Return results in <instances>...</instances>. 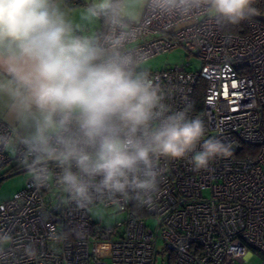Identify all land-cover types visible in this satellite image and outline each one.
Returning <instances> with one entry per match:
<instances>
[{
	"label": "built area",
	"instance_id": "1",
	"mask_svg": "<svg viewBox=\"0 0 264 264\" xmlns=\"http://www.w3.org/2000/svg\"><path fill=\"white\" fill-rule=\"evenodd\" d=\"M132 30L125 50L138 62L180 46L201 60L199 71L180 64L148 72L149 78L171 111L191 107L190 115L205 120L207 135L232 144V154L198 172L187 159L166 163L159 198L143 209L94 188L84 207L64 203L66 194L54 184L38 188L28 174L21 190L0 201V233L12 237L0 264H156L163 253L168 264H235L253 254L264 264V23L251 19L239 35L203 11L162 16L145 7ZM199 79L205 84L195 109ZM12 136L0 119V170L7 168L0 180L28 173L27 146ZM48 167L59 172L54 161ZM99 203L117 205L124 220L92 223L89 208ZM150 217L154 227L146 223ZM53 232L69 235L55 243Z\"/></svg>",
	"mask_w": 264,
	"mask_h": 264
},
{
	"label": "clouds",
	"instance_id": "2",
	"mask_svg": "<svg viewBox=\"0 0 264 264\" xmlns=\"http://www.w3.org/2000/svg\"><path fill=\"white\" fill-rule=\"evenodd\" d=\"M255 0H91L81 14L104 31L78 35L65 0H0V107L31 129L24 140L36 187L54 184L84 207L91 189L151 208L164 165L185 160L193 171L228 157L233 146L207 135L191 107L171 111L158 85L125 50L132 24L149 7L162 16L203 11L239 24L258 14ZM59 172L52 174L48 162ZM69 233L53 232L55 243ZM12 237L0 233V252ZM34 254V253H33Z\"/></svg>",
	"mask_w": 264,
	"mask_h": 264
},
{
	"label": "rangeland",
	"instance_id": "3",
	"mask_svg": "<svg viewBox=\"0 0 264 264\" xmlns=\"http://www.w3.org/2000/svg\"><path fill=\"white\" fill-rule=\"evenodd\" d=\"M88 5L89 4H87V6ZM82 7H85V5ZM84 10L85 9H80L76 12H80V14H82ZM80 21L82 23L81 26L85 25L83 35H93L97 30L99 31L98 20L89 21L81 18ZM180 64H184L188 70L199 71L201 67V60L196 55L189 53L184 47L180 46L139 61L138 70L152 72L172 68L175 65ZM6 169L7 168L0 170V174L5 173ZM27 176V172H19L0 180V201L10 199L14 193L21 190ZM89 215L92 223L99 224L101 226H114L117 222H122L125 218V214L122 211H119L117 205L115 204L104 205L99 203L92 205L89 208ZM146 223L150 227H154L153 218L150 217L147 219ZM160 245L161 243L159 242L158 246L160 247ZM103 257L110 263L106 249L103 253ZM261 262L262 258L258 254H253L248 260L242 263L236 262L235 264H261ZM156 264H168L167 253L158 254Z\"/></svg>",
	"mask_w": 264,
	"mask_h": 264
},
{
	"label": "crops",
	"instance_id": "4",
	"mask_svg": "<svg viewBox=\"0 0 264 264\" xmlns=\"http://www.w3.org/2000/svg\"><path fill=\"white\" fill-rule=\"evenodd\" d=\"M91 3V0H65V5L66 7L70 10V19H72L73 23L75 26H77V34L78 35H83V30L84 26H81V14L80 12H76L80 9H86L88 6V3ZM85 7H82L84 6ZM143 12V10H142ZM142 12L137 20H139L142 16ZM259 19L264 21V12L258 13L256 15ZM76 18V19H75ZM77 20V22H76ZM136 20V21H137ZM99 21V31L97 30L96 33L101 32L103 29V25L101 20ZM76 22V23H75ZM95 33V34H96ZM0 119H2L11 129L13 132L12 140L13 142L17 141H24L30 134H31V129L21 126L17 121H15L10 114L8 113L6 108L0 107Z\"/></svg>",
	"mask_w": 264,
	"mask_h": 264
},
{
	"label": "trees",
	"instance_id": "5",
	"mask_svg": "<svg viewBox=\"0 0 264 264\" xmlns=\"http://www.w3.org/2000/svg\"><path fill=\"white\" fill-rule=\"evenodd\" d=\"M253 7H255L258 10V13L264 12V0H255ZM251 19H256V20L260 21L261 23H264V21L259 19L257 16H253L250 19H245V20L241 21L239 24H231V23H227L225 21H220V22H221V27H222L223 31L243 35V34H246L248 21ZM101 22L103 25V29H102V31H103L104 30V24H103L102 20H101ZM204 84H205L204 81L201 79H199V81L197 82L196 90H195V98H196L198 105L195 107V109H200V103H201V100L203 97V86H204ZM262 132H264V121H262ZM244 148L246 150H255V148L249 147V146H246Z\"/></svg>",
	"mask_w": 264,
	"mask_h": 264
}]
</instances>
